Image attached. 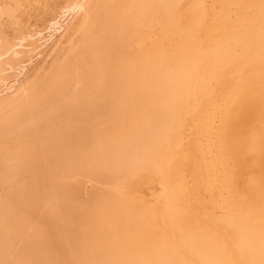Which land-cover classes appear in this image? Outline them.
Masks as SVG:
<instances>
[{"label": "bare ground", "instance_id": "1", "mask_svg": "<svg viewBox=\"0 0 264 264\" xmlns=\"http://www.w3.org/2000/svg\"><path fill=\"white\" fill-rule=\"evenodd\" d=\"M0 264H264V0H0Z\"/></svg>", "mask_w": 264, "mask_h": 264}]
</instances>
